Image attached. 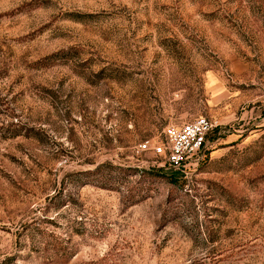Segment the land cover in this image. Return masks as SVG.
I'll return each mask as SVG.
<instances>
[{
    "label": "rangeland",
    "instance_id": "obj_1",
    "mask_svg": "<svg viewBox=\"0 0 264 264\" xmlns=\"http://www.w3.org/2000/svg\"><path fill=\"white\" fill-rule=\"evenodd\" d=\"M263 90L264 0H0V264H264Z\"/></svg>",
    "mask_w": 264,
    "mask_h": 264
},
{
    "label": "built area",
    "instance_id": "obj_2",
    "mask_svg": "<svg viewBox=\"0 0 264 264\" xmlns=\"http://www.w3.org/2000/svg\"><path fill=\"white\" fill-rule=\"evenodd\" d=\"M264 100V90L262 94ZM215 125L204 116L175 125H167L162 130L161 140H146L138 145L140 151H151L163 157L166 167L178 169L191 157L199 155L207 137Z\"/></svg>",
    "mask_w": 264,
    "mask_h": 264
},
{
    "label": "trees",
    "instance_id": "obj_3",
    "mask_svg": "<svg viewBox=\"0 0 264 264\" xmlns=\"http://www.w3.org/2000/svg\"><path fill=\"white\" fill-rule=\"evenodd\" d=\"M49 245H48V244ZM48 246H50V243L48 241L45 242L43 246H34L32 247V252L35 253L38 257H43V258H51L53 254V260L58 262L59 264H66L69 259L72 257V253H70L65 245H60L56 242L55 245H53L52 251H49L48 253L46 252L48 249ZM21 250V249H18ZM42 255V256H41ZM19 257H24L26 258L27 255H19V254H14L11 255L8 258L3 259L1 264H18L16 263L17 258Z\"/></svg>",
    "mask_w": 264,
    "mask_h": 264
}]
</instances>
